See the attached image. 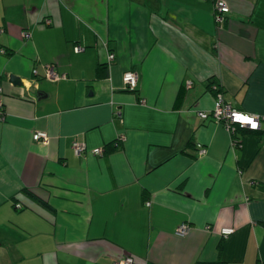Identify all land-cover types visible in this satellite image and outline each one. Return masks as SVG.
Wrapping results in <instances>:
<instances>
[{
    "label": "crops",
    "instance_id": "1",
    "mask_svg": "<svg viewBox=\"0 0 264 264\" xmlns=\"http://www.w3.org/2000/svg\"><path fill=\"white\" fill-rule=\"evenodd\" d=\"M225 2L0 0V264H264V0ZM210 83L262 117L237 145Z\"/></svg>",
    "mask_w": 264,
    "mask_h": 264
},
{
    "label": "built area",
    "instance_id": "2",
    "mask_svg": "<svg viewBox=\"0 0 264 264\" xmlns=\"http://www.w3.org/2000/svg\"><path fill=\"white\" fill-rule=\"evenodd\" d=\"M229 11L228 4L225 2V0H213V13L215 16V20L218 23H222L225 19L226 13ZM46 24H49V20H45ZM3 29L0 28V32ZM23 37L28 38L30 36V32L28 30L23 31ZM106 45L105 43H103ZM84 48L80 45L74 46V50L76 52L82 51ZM0 52L4 53L3 49H0ZM114 59V53L108 52L107 53V63H111V61ZM32 75H37L36 69H32ZM44 77L51 79V80H59L64 79L65 75L58 74L53 64H48L44 67ZM137 79L138 74L134 70H128L122 74L121 81L123 88L133 91L137 85ZM216 84H212L210 86L212 92L214 93V103L212 110L210 113H206L204 111L198 110L196 113L197 115L205 119L207 116H211V119L217 123L225 127L227 132H229L230 137L232 138L231 143L232 145H237L238 140L235 138L236 131L238 129H248L252 131H257L260 127V122L262 120V117L257 114H250L243 111L238 110L235 108L232 103H230L226 98L224 97V94L222 93V90L217 89ZM1 91V88H0ZM237 114L244 115L250 117V120L248 121H241L236 119ZM4 120V112L1 109V102H0V121ZM255 125V126H253ZM49 136L44 131H36L32 134V139L34 141L41 142L43 144L47 143ZM74 153L76 155H81L86 147L84 143H79L75 141L73 144ZM93 154H100L102 152L101 148H92L90 150ZM199 155H202L205 153V148H201L198 151ZM16 208L21 207V203L15 204ZM189 224L187 222L181 223L176 230V235L178 236H184L189 231ZM233 232V227H223L220 229V234L222 236H227ZM115 264H134L133 258L124 256L121 257L119 260L115 261Z\"/></svg>",
    "mask_w": 264,
    "mask_h": 264
},
{
    "label": "trees",
    "instance_id": "3",
    "mask_svg": "<svg viewBox=\"0 0 264 264\" xmlns=\"http://www.w3.org/2000/svg\"><path fill=\"white\" fill-rule=\"evenodd\" d=\"M105 44H106V46H107V43L105 42ZM76 46V45H75ZM84 48V47H83ZM108 52H111L110 50L108 51ZM107 52V53H108ZM4 53H6V54H10V51H5L4 50ZM101 66H103L104 67V65L103 64H100V66H98V68H97V71H96V76L97 77H101L102 76V74H103V67H101ZM213 79V77L212 78H210V79H208L209 80V82H211V80ZM211 86V83L209 84V87ZM217 89L220 91V90H222V88H221V86L219 87V85H218V87H217ZM182 98H183V89H181L179 92H178V94H177V96H176V100H175V102H176V106L181 102V100H182ZM240 130H243V132H246V133H253V132H255V131H252V130H248V129H240ZM115 142H112V143H108V144H106L104 147H103V149H104V152H108V151H111V150H113L114 149V144ZM116 147V146H115ZM23 192H25V194L27 195V196H29L32 200H34V201H37L38 203H40V204H42L43 206H47V204L46 203H44L43 201H41L39 198H37L33 193H31L30 191H28V190H23ZM220 249H221V245H218V251L220 252ZM200 264H222V262L220 261V260H216V261H213V262H206V263H200Z\"/></svg>",
    "mask_w": 264,
    "mask_h": 264
},
{
    "label": "water",
    "instance_id": "4",
    "mask_svg": "<svg viewBox=\"0 0 264 264\" xmlns=\"http://www.w3.org/2000/svg\"><path fill=\"white\" fill-rule=\"evenodd\" d=\"M8 81L12 83L13 85H22L20 81V77L13 75V74L8 75Z\"/></svg>",
    "mask_w": 264,
    "mask_h": 264
},
{
    "label": "snow or ice",
    "instance_id": "5",
    "mask_svg": "<svg viewBox=\"0 0 264 264\" xmlns=\"http://www.w3.org/2000/svg\"><path fill=\"white\" fill-rule=\"evenodd\" d=\"M236 119L243 120V121H248V120H250V117L237 114Z\"/></svg>",
    "mask_w": 264,
    "mask_h": 264
},
{
    "label": "clouds",
    "instance_id": "6",
    "mask_svg": "<svg viewBox=\"0 0 264 264\" xmlns=\"http://www.w3.org/2000/svg\"><path fill=\"white\" fill-rule=\"evenodd\" d=\"M241 121H243V120H241ZM253 126H255V125H253Z\"/></svg>",
    "mask_w": 264,
    "mask_h": 264
},
{
    "label": "rangeland",
    "instance_id": "7",
    "mask_svg": "<svg viewBox=\"0 0 264 264\" xmlns=\"http://www.w3.org/2000/svg\"><path fill=\"white\" fill-rule=\"evenodd\" d=\"M190 229V228H189Z\"/></svg>",
    "mask_w": 264,
    "mask_h": 264
}]
</instances>
